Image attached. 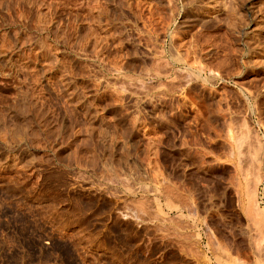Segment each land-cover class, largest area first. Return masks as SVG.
Wrapping results in <instances>:
<instances>
[{
    "label": "rangeland",
    "instance_id": "374dc122",
    "mask_svg": "<svg viewBox=\"0 0 264 264\" xmlns=\"http://www.w3.org/2000/svg\"><path fill=\"white\" fill-rule=\"evenodd\" d=\"M0 264H264V0H0Z\"/></svg>",
    "mask_w": 264,
    "mask_h": 264
},
{
    "label": "bare ground",
    "instance_id": "6f19581e",
    "mask_svg": "<svg viewBox=\"0 0 264 264\" xmlns=\"http://www.w3.org/2000/svg\"><path fill=\"white\" fill-rule=\"evenodd\" d=\"M18 1V0H17ZM229 2V1H228ZM262 4V3H261ZM229 5V4H228ZM230 5H231V3H230ZM232 6V5H231ZM236 6V5H235ZM228 7V6H227ZM238 7V6H237ZM240 7V6H239ZM229 8H230V6H229ZM232 9V8H231ZM261 9V8H260ZM233 10V9H232ZM234 10H235V8H234ZM229 13H230V10L228 11ZM231 15H232V13H231ZM240 15H241V13H240ZM234 17V16H233ZM242 19V18H241ZM232 26V25H231ZM235 28V27H234ZM237 30V29H236ZM232 35V34H231ZM192 52H194V51H192ZM192 52H190V53H192ZM193 55V54H192ZM182 56H184V55H182ZM188 56V55H187ZM179 58H178V60L182 63V67H187L188 65H187V59L186 58H183V57H181V56H178ZM189 57V56H188ZM176 59V58H175ZM178 60H176V61H178ZM190 64V63H189ZM192 64V63H191ZM190 68V67H189ZM197 68V67H196ZM209 68V67H208ZM176 69V68H175ZM188 69V68H187ZM210 69H211V67H210ZM198 70H200V69H198ZM206 70V69H205ZM191 71H193V70H191ZM204 72V71H203ZM206 72V71H205ZM211 72V71H210ZM198 77L197 78H199V76L200 75H197ZM211 78V77H210ZM210 78H209V80H210ZM179 79V78H178ZM192 79H195V78H192ZM202 79L204 80V78L202 77ZM212 79V78H211ZM214 80V78L212 79V81ZM204 82H206V81H204ZM211 82V81H210ZM215 82V81H214Z\"/></svg>",
    "mask_w": 264,
    "mask_h": 264
}]
</instances>
